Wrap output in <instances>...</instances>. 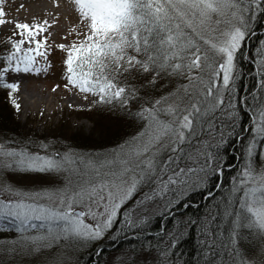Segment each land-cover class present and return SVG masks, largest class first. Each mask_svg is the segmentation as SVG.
Returning <instances> with one entry per match:
<instances>
[{
	"label": "snow or ice",
	"instance_id": "snow-or-ice-1",
	"mask_svg": "<svg viewBox=\"0 0 264 264\" xmlns=\"http://www.w3.org/2000/svg\"><path fill=\"white\" fill-rule=\"evenodd\" d=\"M68 4L75 23L63 39L74 38L53 44L58 16L9 20L0 0V27L13 25L0 90L20 113L23 85L56 73L89 111L135 131L97 152L0 137V233L10 234L0 264H73L68 252L99 257L102 241L128 233L140 246L105 264H187L177 249L193 228L194 264H264V40L251 60L245 51L264 0ZM229 146L241 152L230 181ZM170 214L173 227L153 237V220Z\"/></svg>",
	"mask_w": 264,
	"mask_h": 264
},
{
	"label": "rangeland",
	"instance_id": "rangeland-1",
	"mask_svg": "<svg viewBox=\"0 0 264 264\" xmlns=\"http://www.w3.org/2000/svg\"><path fill=\"white\" fill-rule=\"evenodd\" d=\"M59 2L60 8L57 10L55 4L42 0L39 4L42 9L52 12L54 16H60L59 23L54 24L51 31L50 43L59 44L70 42L74 36H69L65 41L63 37L67 34L69 29H65L67 23V16L71 13L69 4L64 3L61 0H54L53 3ZM44 6H48L44 8ZM51 19V18H49ZM34 19H30V23ZM0 27V49H2V42L8 35L11 34L12 29L3 30ZM55 29L60 33H55ZM60 52L57 50L53 56L54 62L59 65ZM61 87L55 92L52 89L58 84ZM28 85V89L26 86ZM34 89H33V88ZM70 95L63 89L62 82L59 79L58 74L49 73L47 76L41 74L39 77L27 81L18 97L22 98L21 111L17 113L10 103L9 99L4 94L3 90H0V100H3L11 108V120L16 122L17 127L15 131L5 134L7 131L0 132V137H14L16 139L28 138L37 142H47L56 145L60 144H72L74 150L77 152H97L104 151L115 147V145L126 138L127 135L133 134L135 129L128 127L123 129L125 125H118L111 123L107 118L95 109L89 111L90 105L82 98L77 97L72 107L63 106L57 108L59 104H63ZM50 96V97H49ZM55 98H53V97ZM49 102L55 103V109H48ZM42 108L44 115L41 116L40 109ZM28 110V113L26 112ZM10 116V113H8ZM6 116L0 117V122L4 120ZM7 121L8 117L6 118ZM47 138V140H45ZM264 160V156L261 157ZM25 183H43L39 178L26 180ZM109 240V239H106ZM104 240V241H106ZM5 239H0V243H3ZM102 241L101 243H103ZM100 243V244H101ZM83 251L68 252V257L71 258L73 264H78V260ZM119 255V254H117ZM113 255V256H117ZM111 256L108 260L112 259Z\"/></svg>",
	"mask_w": 264,
	"mask_h": 264
},
{
	"label": "trees",
	"instance_id": "trees-1",
	"mask_svg": "<svg viewBox=\"0 0 264 264\" xmlns=\"http://www.w3.org/2000/svg\"><path fill=\"white\" fill-rule=\"evenodd\" d=\"M255 33H256L255 35L250 36L245 42V51L249 53L250 60L255 56V50L257 47L260 46V41L264 40V21L257 22L255 27ZM249 67H252L251 63L246 62L245 71H247V68ZM250 83H251L250 80L247 79L245 80V84H250ZM241 94H243V92ZM241 107L243 106L241 105ZM11 111L12 110L10 108V105L6 104L3 100H0V117L6 116V118L8 117L9 120L7 121L5 118L0 122V132H2L1 130L7 131L5 134H8L9 133L8 131L12 133L13 131H15V128H13L14 123H15L14 127L15 126L17 127L16 122L13 123V121L10 118L12 115ZM8 113H10V116H8L9 115ZM241 123L245 127L248 126L246 116L242 119ZM123 129H128V126L125 125ZM245 135H247V133H245ZM236 149H239V142H237L236 144ZM234 152L237 156L241 155V152L236 151L235 149H233V147L229 146L227 148V156L230 163L225 168L224 179L228 181H230L231 175L234 174L233 169L241 163L239 159L232 158ZM225 186L227 187V185ZM194 199L197 202H200L201 195L195 194ZM177 215H179V213H177ZM171 227H173V219L171 218V214H170V218L167 221H165L163 217L157 216L152 222L150 232L153 234L154 237L155 232L159 231L160 229L171 228ZM9 235L10 234L8 233H0V239L3 238L6 239ZM153 237L146 238V242L150 240L153 244H155L156 241ZM195 237H196V233H195V229L193 228L189 236L181 242V244L178 246L177 249L178 255L181 256V260L186 261L187 264H194V258L196 255V248H197L195 243ZM139 246H140V242L134 239L132 233H128L127 237L121 235L116 240L109 239L101 243L100 248H102L103 251L99 257L96 255V251L98 250L96 248H90L86 251H83V253L79 257L78 264H105V261H107L111 256L125 252L130 247H139Z\"/></svg>",
	"mask_w": 264,
	"mask_h": 264
},
{
	"label": "bare ground",
	"instance_id": "bare-ground-1",
	"mask_svg": "<svg viewBox=\"0 0 264 264\" xmlns=\"http://www.w3.org/2000/svg\"><path fill=\"white\" fill-rule=\"evenodd\" d=\"M46 1L50 2L52 4H55V3H53L54 0H46ZM62 1L64 3L68 4V0H61V2ZM41 2H42V0H8V6H7L8 17L7 18L9 20H16V21H20V22H29L30 19H39L42 16H45L46 13H48V11L42 9L41 5H39ZM20 5H24V7L20 8ZM47 7L48 6H44V8H47ZM59 18H60V16H59ZM74 23H75V20H74V17L72 16V13L68 14L65 29H70L71 27H73ZM4 27L5 28H3V30L4 29L8 30V29H12L13 25L11 23H9V24L5 25ZM55 33H60V32H58L55 29ZM26 88L28 89V85L26 86ZM53 98H55V97H53ZM76 99H77L76 96L70 95L66 100H64L63 104H59L58 106H56L55 103H53V102H49L50 104L48 106V109L52 110L55 106L57 108L60 107V109H61L64 105L69 107V105H72L73 103H76V104L78 103L76 101ZM18 102L21 103L22 98H19ZM43 111L44 110H42V108H41L39 112L41 113ZM26 112L28 113V110H26Z\"/></svg>",
	"mask_w": 264,
	"mask_h": 264
}]
</instances>
